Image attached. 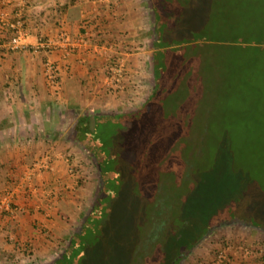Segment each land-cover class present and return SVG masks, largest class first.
<instances>
[{
	"label": "rangeland",
	"instance_id": "rangeland-1",
	"mask_svg": "<svg viewBox=\"0 0 264 264\" xmlns=\"http://www.w3.org/2000/svg\"><path fill=\"white\" fill-rule=\"evenodd\" d=\"M143 1L151 16L153 10L150 0ZM153 7L160 13L162 28L168 34H162L156 40L165 44L176 42L177 45L171 46L168 52H161L158 89L153 99L143 106L141 113L134 119L124 118L122 123L117 122L115 130L111 125L115 122L112 121L105 129L95 133L97 139L102 135L107 141L113 142L109 152L115 155L112 160L115 162L113 169L117 176L114 177L119 181L121 189L118 192L108 190L98 198L96 205L102 211L91 214L92 224L86 230L88 242L82 244L79 250L71 252L67 264L68 261L71 264H136V251L144 249L142 245L147 243L145 238L149 234L147 227H143L149 222V216L146 219L144 217L148 214L150 202L156 197L155 192L162 181L165 189H171L173 193L178 190L184 200L175 201L171 225L152 242L155 250L148 251L151 254L150 263L159 264L162 257L161 263L168 264L174 253L189 246L208 225L231 217L240 218V223H226L213 228L183 257L180 264H216L219 254L224 255L229 264H237L240 259H245L244 256L250 257L251 254L255 256H251L249 262L254 258L264 257V232L250 227L251 223L257 224L264 219L262 144L261 151L253 149L244 154L239 163L236 159L235 165L228 168L224 166L231 142L235 143L236 148L241 147L238 136L264 137V48L237 43L232 49L229 44L230 48L224 47L225 43L217 38L210 39L214 35L221 37V24L228 20L222 17L224 12L226 16H233L238 21L234 23L240 25L242 34L247 30L264 28V0H156ZM152 26L155 27L153 24ZM153 27L150 29L151 35L143 41V47L136 44L128 46L132 52L126 47L115 50L110 42L105 45H112V51L115 50L112 56L119 58L128 53L139 54L144 49L143 56L140 57V73L130 76L131 78L126 75L124 90L109 88L106 81L102 83L106 95L119 103L118 108L107 110L104 107H82L73 116L92 112L100 115L125 113L144 103L152 89L151 58L144 55L146 51L153 49L156 35ZM196 37L207 40L195 42L197 45L191 49V45L186 42L189 38ZM104 77L105 80L110 78L108 71L104 72ZM44 82L48 95L52 93L53 99L60 98L56 94L59 91L51 90L46 80ZM128 82L133 83L129 86ZM128 98L131 101L125 104ZM59 111V108L56 109L58 114ZM65 115L73 117L62 109L60 116ZM186 116L190 117L187 121L192 124V128L189 126L188 129L200 130L204 128L203 124H207L205 122H210L208 127L205 126L207 131L204 133L208 140L213 141L212 144L209 141L203 153L204 159L198 160L200 163L192 172L190 182L193 184L189 191L178 187L180 181L176 174L177 178L168 177L166 172L175 166L182 171L177 162L180 161L179 156L185 146L181 145L184 143L183 139H177L179 135L176 130L182 128L180 122ZM76 121L58 126H61L62 132H69L67 138L60 136L53 139L43 135L35 137L31 133L34 126L32 123L19 128L20 134L26 133L24 137L16 133L13 142L17 145L8 154L9 158H16L18 163L20 158H31L35 154L38 162L34 160L25 170L20 169L17 164L8 170L2 167L4 171H0L5 173L8 180L5 182L10 181L9 186L11 185V188L7 185L0 186V193H15L16 201L14 198L13 200L17 210L12 217L28 210L25 203L18 202V198L24 196L26 201H30L38 209L40 201L45 199L48 202L45 213L51 215L56 212L59 216V220L54 223L55 231L50 232L56 236V232L62 233V230L68 237L80 231L81 219L90 213L92 201L100 186L96 170L98 162L90 152L94 148L93 142L87 141V138L82 143L74 138ZM232 121L237 123H233L235 128L231 129ZM93 125L91 123L90 127L93 128ZM230 129L235 131L237 138L227 137L231 133ZM77 136L80 135L75 134ZM212 136L217 138H211ZM35 141L32 153L29 147ZM38 141L42 143L41 148ZM216 142H220V145L216 146ZM20 146H25L23 155L18 151ZM187 149L188 146L185 150ZM57 155L59 158L61 156L62 165L57 166L59 173L55 175L51 192L58 190V193H62L59 196H68L66 201L71 205L66 208H59L56 196L53 197L52 193L50 195L49 190L45 192L43 186L36 182L40 174L50 172L54 156ZM259 156L263 159L255 163ZM199 164L203 165L198 167ZM185 220L188 223L186 228L181 227L179 222ZM246 222L249 226L242 224ZM53 241L49 244L50 249L42 252L41 258L36 259L34 252L28 253L25 264L54 262L64 251V246L68 248L69 239L65 242L58 238ZM46 245V242L41 243L42 249ZM164 247L167 248L165 251ZM141 253L142 251L139 252Z\"/></svg>",
	"mask_w": 264,
	"mask_h": 264
},
{
	"label": "crops",
	"instance_id": "crops-1",
	"mask_svg": "<svg viewBox=\"0 0 264 264\" xmlns=\"http://www.w3.org/2000/svg\"><path fill=\"white\" fill-rule=\"evenodd\" d=\"M150 3L152 4L151 0ZM145 6L143 0H7L6 4L0 5V13L5 12L9 17L15 12L22 14L26 30L24 41L30 45L43 39H56L61 33L75 42L83 31L88 33V47L75 50L68 57L64 56V47L48 55L58 70L60 88L56 94L60 95V98L53 99L52 93L48 95L44 82L43 56H35L29 52L0 54V171H4L3 168L11 169L17 164L22 170L28 167L24 157L17 163L16 158L13 160L8 156L17 145L13 142L16 133L25 136L26 131L20 134L18 130L24 128V125L29 126L31 123L34 125L31 133L35 137L43 135L53 139L60 136L67 138L69 132L67 130L62 132L61 126H58L76 121L79 117L73 116L76 110L90 106H95L96 109L104 107L103 109L107 110L118 108L119 103L106 95V90L102 86L106 81L104 72L108 71L109 59L115 50L126 47L132 52V49L128 48L129 45L143 47V41L151 35L152 24L155 26L156 23L153 12L149 16ZM109 42L114 45L115 50L111 54L107 53V57H102V48ZM253 46L256 45L250 44V47ZM143 51L123 56L128 71L127 78L140 73L142 63L140 57L143 56ZM152 54L153 50L149 49L144 56L151 57ZM132 83L128 82V85L131 86ZM130 101L131 98H128L125 104ZM27 108L30 113L27 112ZM58 108L59 114L56 112ZM62 109L73 117L60 116ZM38 144L41 148L42 143ZM35 145L36 141L29 147L30 152ZM20 148L23 149H18L20 155L25 154L22 152L25 146ZM33 155L32 158L38 162V156ZM54 157L50 172L40 174L36 180L38 185L43 186L45 192L49 190L50 195L55 175L59 173L57 166L62 165L61 156ZM40 159L45 163L43 158ZM5 179V173H0V186H9L10 182H5ZM54 191L52 196H56L59 208L71 205L66 201L68 196L61 197L59 195L62 193ZM18 193L20 196V192ZM14 195L15 193L13 197ZM23 197L17 200L27 205V212L13 217L0 214V264H25L30 252L36 254V259L41 258L42 252L50 249L49 244L53 243V240L58 238L61 241L63 236L68 237L63 230L62 233L56 232L57 236L50 233L55 231L54 223L59 220V216L56 212L51 215L45 213L48 203L45 199L40 201L38 209ZM14 200L16 201L15 198ZM45 242L47 245L42 249L41 243ZM250 257L244 256L245 259H240L237 264H264L262 260L264 257L260 256L249 262Z\"/></svg>",
	"mask_w": 264,
	"mask_h": 264
},
{
	"label": "trees",
	"instance_id": "trees-1",
	"mask_svg": "<svg viewBox=\"0 0 264 264\" xmlns=\"http://www.w3.org/2000/svg\"><path fill=\"white\" fill-rule=\"evenodd\" d=\"M152 1V9H153V15H154V19H155V39L153 41V54L150 57L151 58V76H152V89L148 95V97L146 98V100L144 101V103L142 105H140L139 107H136L134 110L132 111H128L125 113H119V112H115V113H104V114H98L93 113L92 114H83L81 116H79L77 118L76 121V130L74 133V135H80L74 138L77 139L78 141H82V143L84 141H86V139L88 138L89 142H93V149L90 150L91 155L95 156V159H97L96 161L98 162V168H96L97 172H98V176L100 178V186H99V190L96 193V197H94L93 201H92V205L90 208V213L85 216L84 218L81 219V225H80V231L73 234L72 236L69 237H64L63 236V242H65L66 240L69 239L68 241V248L67 246H64V251H62L59 255V257L54 260V262H51L50 264H67V259L70 256L71 252L73 250L76 249H80V247L82 246V244L84 245L87 244L88 240L86 239V236L88 234V232L86 230L89 229V227L92 224L91 221V214H98L99 212H101V208L98 207L96 204L98 202V198L105 194L108 190L110 191H114V192H118L121 187L118 185L119 181L117 180L116 177H114V175L117 176V173L114 171V165L115 162H113L112 159H114L115 155H112L109 150H110V145H113V142H111V140L107 141L105 138L101 137L99 139H97L95 133L97 134L98 130L100 129H105V126L109 123L111 124L112 121H114L115 123H112V127H114L115 130V126L118 125V123H122V120L125 118H132L134 119L137 115H139L142 111L143 106H145V104L147 102H149L151 99H153V97L156 94V90L157 88V83L159 80L158 77V70L160 69L159 66H161V62L159 61V56L161 54V52L164 51L168 52L169 48L171 46L177 45L176 42L173 43H163L160 42L158 43V40H156L158 37L163 35L168 36V34L166 33V31L162 28V20L159 19V14L158 10H156L153 6L156 2V0H151ZM222 17L227 20V23L221 24L222 26V35L221 37L218 36H213L210 39H218L219 41L225 43L224 47H228L230 48L227 44L231 45L232 49L235 47V45L237 43H243V44H254L260 48H264V28L259 27L256 31L254 30H247V32H243L240 33L241 29H239L240 25H236L234 23L238 21L232 16H226L227 14L222 13ZM233 21H232V20ZM220 26V27H221ZM238 34V35H237ZM228 35V36H227ZM6 37H10V33L6 32L5 30H3L0 27V41H5ZM206 38H200V37H196V38H189V41L186 43H189L191 45V49L194 48L197 44L195 42L197 41H206ZM2 41V42H3ZM181 44V43H180ZM257 49V48H256ZM14 54V53H19L17 51H12V50H5V49H1L0 48V54ZM159 68V69H158ZM207 104V103H206ZM45 112V110L43 111V113ZM90 113V112H89ZM183 118V117H182ZM181 118V119H182ZM190 117L186 116L184 117L180 123L182 124V128L180 127L179 130H176V132L178 133V138L177 139H183L182 142L183 144H181L184 148V151L182 149L179 159L180 161L177 162L180 164L181 166V170H178V167H173L171 169H168L166 172H168V177H173L175 176V174L179 177V183H178V187H182L185 191H187L189 189L190 186H192L193 182H190V180L192 179V172L193 170L196 168V165L198 163H200L199 161L203 158V153L205 152V148L207 146V144L210 143L212 144L213 141L208 140V137H206L207 134H205L204 132L207 131V127L209 126L210 122H205L207 123L206 125L203 124L202 126H204V128H201L200 130L198 128H193V129H188L191 124L190 121H187ZM180 119V120H181ZM118 122V123H117ZM93 125V128L90 127V125ZM231 125V129L235 128L234 124H236V121H232L230 122ZM234 123V124H233ZM178 126L179 123H177ZM207 126V127H205ZM2 127V126H1ZM191 127V126H190ZM192 128V127H191ZM230 129V134L229 138H237L236 133H234L235 131ZM94 132V133H93ZM115 135V134H114ZM241 139V147L236 148L235 147V143L230 144V152H226V163H225V167L228 168L230 165H235V161L237 159V162L239 163V161H241L242 156L246 153H250L251 150L253 149H258L259 151H261V144H262V150L264 149V137L260 138V137H251L248 135H241L238 136ZM211 138H217L215 136H212ZM235 139V138H234ZM217 141V140H216ZM188 146L189 149L185 150L186 147ZM216 146L220 145V142H216L215 143ZM222 146V145H221ZM86 147V146H85ZM114 153V151H113ZM229 154V155H228ZM261 155V154H260ZM263 158H264V152L262 153ZM261 156L258 157L257 161L255 163H259V159L260 161L263 159ZM33 158H27L26 159V165L30 166L33 162ZM199 160V161H198ZM206 163V161L204 160V164ZM203 164H199L198 167H200ZM180 174V175H179ZM177 176H175L177 178ZM6 178V177H5ZM7 180V178L5 179ZM194 180V179H193ZM192 180V181H193ZM8 181V180H7ZM6 181V182H7ZM10 182V181H9ZM164 181L161 182V184L158 186L157 191L155 192L156 197L150 202V209L148 214L144 217V219L148 218L149 220V224H145L143 227H147V231H149V234L147 235V238H145V240H147V243L144 242L142 247L144 248L141 254H139V249L138 251H136V264H153L149 262V256L151 254L148 253L149 250L153 251L155 250L154 248H152L153 246H155L152 242H155L157 235H159L161 232H163L166 227H169L172 223V216L173 215V204H175V201H179V202H183V195L180 194V192L178 190H176L174 193L171 191V189H165V187L163 186ZM174 191V190H173ZM189 191V190H188ZM176 193V194H175ZM185 194V193H184ZM147 220V221H148ZM241 219L240 218H235V217H231L229 219H220L217 220L216 222H213V224H211L210 226L208 225V227H206L204 229V231L199 234L193 241L192 243L187 246L184 250H181L179 252L174 253V255L171 257L170 261L167 262L168 264H180V262L182 261L183 257H185L186 255H188V253H190V251L192 250V248L201 240L205 237V235H207L211 230H213V228H215L218 225L221 224H228V223H240ZM181 227L186 228L188 223L187 221H179ZM244 225H248L249 224L246 223H242ZM252 228L254 229H262L261 231L264 232V219L261 220L259 223L255 224V223H251L250 224ZM183 228V229H184ZM150 242V243H149ZM61 243V242H59ZM140 248V247H138ZM147 249V250H146ZM167 248L164 247V251ZM262 259V258H261ZM264 259V258H263ZM262 259V260H263ZM163 260L162 257H160L159 264H162L161 261ZM65 262V263H63ZM68 264H71L70 261H68ZM135 264V263H134ZM154 264H158V263H154ZM165 264V263H164ZM224 264H229L227 261H224ZM263 264V263H262Z\"/></svg>",
	"mask_w": 264,
	"mask_h": 264
},
{
	"label": "built area",
	"instance_id": "built-area-1",
	"mask_svg": "<svg viewBox=\"0 0 264 264\" xmlns=\"http://www.w3.org/2000/svg\"><path fill=\"white\" fill-rule=\"evenodd\" d=\"M7 3V0H0V5ZM0 27L6 32L10 33V37H6L5 41L1 43L2 49L12 50L17 52H29L35 56H43V71L48 87L53 91H58L60 86L58 82L57 67L50 61L48 55L55 50L64 47V56L68 57L75 52L88 47V33L83 31L74 42L69 36L64 33L59 34V37L54 39H43L34 45L27 44L24 40L26 38L25 21L20 12H15L9 17L5 12L0 13ZM112 45L102 48L101 54L106 55L112 52ZM111 54V53H110ZM108 73L110 78L106 80L109 88L114 90H124L123 84L128 74L124 58L119 56H111L109 59ZM127 88V87H126ZM35 169V168H34ZM35 171V170H34ZM13 192L4 191L0 193V214L12 216L16 212L15 203L13 200ZM219 260L216 264H221L226 260L225 256H218Z\"/></svg>",
	"mask_w": 264,
	"mask_h": 264
}]
</instances>
